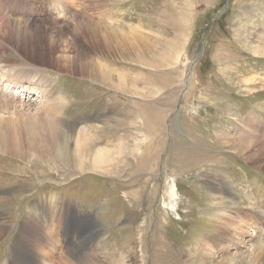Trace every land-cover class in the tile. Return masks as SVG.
I'll return each instance as SVG.
<instances>
[{
	"label": "rangeland",
	"instance_id": "1",
	"mask_svg": "<svg viewBox=\"0 0 264 264\" xmlns=\"http://www.w3.org/2000/svg\"><path fill=\"white\" fill-rule=\"evenodd\" d=\"M68 1L77 10L56 18L62 37L71 38L69 17L85 12L87 21L149 34L154 54L111 58L85 40L106 65L91 79L61 67L56 56L69 54L66 44L46 49L40 73L65 95V121L96 131V149L118 145L122 154L108 171L84 168L71 140L51 160L24 162L20 178L15 169L3 168L12 179L0 170V221L8 230L0 264H69L68 256L84 253L104 264H201L239 254L233 244L244 239L228 242L222 216L263 194L264 166L227 139L264 134V57L247 46L264 26V0H39L40 19L55 18L51 9ZM7 54L14 53L0 41V57ZM253 79V87L246 84ZM39 96L2 109L12 138L29 115L14 113L42 105ZM256 208L259 218L264 199ZM34 222L56 234L55 245L37 250ZM220 228L223 239L208 241ZM252 238L249 230L245 252ZM198 242L216 255L198 258Z\"/></svg>",
	"mask_w": 264,
	"mask_h": 264
},
{
	"label": "bare ground",
	"instance_id": "2",
	"mask_svg": "<svg viewBox=\"0 0 264 264\" xmlns=\"http://www.w3.org/2000/svg\"><path fill=\"white\" fill-rule=\"evenodd\" d=\"M68 2L70 4L63 2V4L53 5L51 14L55 18L53 17L44 23L40 19L41 5L39 0H32L31 2L29 0H0V41L5 42L10 50L17 55V58H15L14 54L0 57V72H5L7 76V79L0 78V170L4 172L6 179H12L8 175V171H5L6 169H15L17 172L14 176L20 178L22 169H25L22 166L24 162L51 160L57 148L61 144L65 145V143L71 142V140L74 143L73 155L75 159L81 160L82 164L80 166L84 168H86L87 163H91L98 169L108 171L111 165L113 167L118 163L117 156L122 154V149L118 145L110 149L103 147L96 149L95 143L98 139L96 131L77 129L76 125L65 121L62 115L64 106H66V102L64 103L65 95L63 96L61 92L59 94L56 85H51L49 83L50 79L40 73L41 70L46 69L42 63L45 59V51L50 49L54 52L61 44H66V50H63V53L69 50V54H58L56 56L57 61L62 64L61 67L70 69L69 73L73 72L82 77L94 79L98 73L101 74L106 65L92 58L91 52H88V49L85 48V40L96 53L104 56L108 54L111 58H115L117 55L122 57L133 55L137 59H148L154 54L155 47L147 39L151 36L142 30L131 28L130 33H126L101 20L87 21L90 20V17H86L85 12L69 17L75 20L72 28L69 29L71 38L62 37L61 31L56 30L58 29L55 22L56 18L67 17L68 13L77 10L76 3ZM28 11H30L29 15H27ZM247 46L251 48L255 56L264 57V26ZM254 82L255 79L246 80V84L249 85ZM250 87L253 86L250 85ZM34 95H40L42 105H38L36 109L31 110L29 107L27 111L24 110L25 112L14 113H28L29 115L28 118L22 120V123H25L27 127L23 125L20 127L16 126L20 132L17 133L16 138H12V135L8 133L11 132V129L7 132L4 128V122L1 117L5 114L2 113V109L14 104V106H19L23 101L28 102L30 97ZM23 105L21 104V106ZM25 131L26 133L23 135ZM243 137L233 134L231 138L228 137L226 139L231 149L236 151L237 154L249 161L255 159V163L263 169L261 165L264 166V134H257V136H253L250 139ZM259 142L262 145L258 144ZM142 162L143 160L141 164ZM108 164L110 165L107 166ZM40 173L45 177L44 171H40ZM256 199V202L247 199V204H243L242 207L235 206L236 208L233 210L237 211L228 210V212H231L226 215L224 213L222 216L223 221H226V223H223V227L229 230V232L227 231L224 234L227 236L228 242L239 241L237 240L239 236L244 239L240 243L233 244L234 249H237V247L241 249H239L240 253L231 254L229 252L224 254L223 257L226 255L227 257L217 260L218 262H202L198 258L216 254H214L215 252H210L198 242L199 244L195 251L200 252V254H196L198 258L195 257V260H199L201 264H264V209L261 212L259 211V218H257L258 209L256 208L258 200L264 199V192L263 194H256ZM34 223L30 224L32 226L30 230L33 232V240L36 242L37 250H43L50 245H55L56 240L54 238L56 234L50 228L48 229L49 231L46 230V225L37 226ZM37 224L39 225V223ZM219 224L222 225V222H219ZM5 226L0 221V237L8 232ZM221 230L222 228L219 229L220 232L214 233L207 240L215 242L218 236V238L223 239L220 236ZM249 230L253 237L251 239L252 248L250 252H245L249 246V243L246 242ZM227 247L229 249L231 246ZM244 248L246 249L244 250ZM101 260L96 256L85 253L84 255H77V260L68 256L69 264H104ZM61 264L66 263L61 261Z\"/></svg>",
	"mask_w": 264,
	"mask_h": 264
}]
</instances>
